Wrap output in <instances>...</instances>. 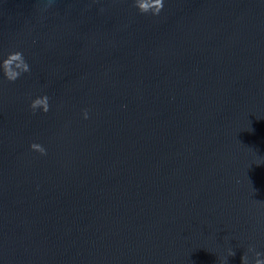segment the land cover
Here are the masks:
<instances>
[{"label":"water","instance_id":"water-1","mask_svg":"<svg viewBox=\"0 0 264 264\" xmlns=\"http://www.w3.org/2000/svg\"><path fill=\"white\" fill-rule=\"evenodd\" d=\"M257 251L264 0H0V264Z\"/></svg>","mask_w":264,"mask_h":264},{"label":"clouds","instance_id":"clouds-1","mask_svg":"<svg viewBox=\"0 0 264 264\" xmlns=\"http://www.w3.org/2000/svg\"><path fill=\"white\" fill-rule=\"evenodd\" d=\"M136 5H138L139 9L143 12H147L149 10H152L154 13H159L163 7V3L164 0H151V2H149V0H135ZM156 5H159L158 7H156ZM21 59H23V57H21ZM26 67L28 65H25ZM7 77L9 79L15 80L18 76H11V75H7ZM45 95V107L43 109L44 112L49 111L50 109V97L48 96L47 93L44 94ZM37 101H35L34 99L31 102V108L33 111H37ZM89 115V111L88 109H84V116L88 117ZM31 147L35 150H38L41 153H46L47 152V148L39 142H33L31 144ZM230 254L234 255V249H229L228 250ZM256 255V259L254 260L253 264H264V253H261L259 251H257L255 253ZM227 259V257H225V260ZM242 260L244 262V264H249V256L247 255V253H245L242 257Z\"/></svg>","mask_w":264,"mask_h":264}]
</instances>
